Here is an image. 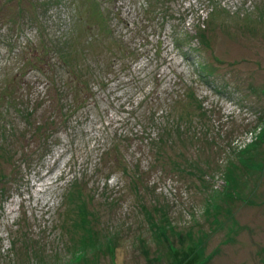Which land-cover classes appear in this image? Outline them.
I'll return each instance as SVG.
<instances>
[{
  "label": "rangeland",
  "instance_id": "1",
  "mask_svg": "<svg viewBox=\"0 0 264 264\" xmlns=\"http://www.w3.org/2000/svg\"><path fill=\"white\" fill-rule=\"evenodd\" d=\"M0 256L264 264V0H0Z\"/></svg>",
  "mask_w": 264,
  "mask_h": 264
},
{
  "label": "trees",
  "instance_id": "2",
  "mask_svg": "<svg viewBox=\"0 0 264 264\" xmlns=\"http://www.w3.org/2000/svg\"><path fill=\"white\" fill-rule=\"evenodd\" d=\"M154 159H155V157H154ZM155 160H156L157 163L160 162V159H159V158H156ZM110 238H111V237H110ZM172 251H174V250H172ZM0 258H3V256H0ZM111 258L113 259L112 256H111ZM2 264H3V263H2Z\"/></svg>",
  "mask_w": 264,
  "mask_h": 264
}]
</instances>
